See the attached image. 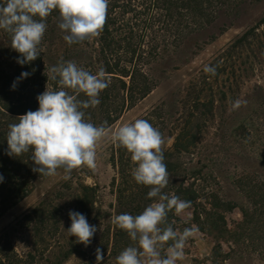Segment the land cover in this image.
<instances>
[{"label":"rangeland","instance_id":"1","mask_svg":"<svg viewBox=\"0 0 264 264\" xmlns=\"http://www.w3.org/2000/svg\"><path fill=\"white\" fill-rule=\"evenodd\" d=\"M215 10L210 25L146 66L153 89L107 126L109 132L97 144L96 170H74L67 180L62 169L54 176L36 177L28 197L16 205H0L3 264H91L97 247L108 264H115L120 252L134 244L127 235L114 246L112 220L121 213L137 215L153 201L147 198L149 187L138 185L131 175L135 165L130 154L112 136L136 119L148 120L165 139L170 183L163 191L182 200L186 196L178 191L197 196L182 214L171 212L174 230L197 229L177 264H264V214L253 215L251 200L253 184L264 181V36L262 44L228 51L264 16V0H216ZM58 22L59 12L53 10L46 20L41 58L34 62L39 73L20 80L15 90L19 53L11 48V35L0 29V96L5 106L37 101L46 85L53 84L47 78L49 67L61 60L76 62L81 42L69 45ZM206 65L216 67L217 74L205 81ZM198 95L202 102L214 95L213 109L200 106L190 126L195 145L178 153L175 136L190 115L187 106ZM236 100L241 101L239 108H233ZM84 111L85 119L98 122L97 107ZM70 210L83 213L98 228L87 247L66 232ZM209 213L222 216L225 226L209 227L205 221ZM251 218L248 234H243L242 223ZM222 229L236 232L235 238Z\"/></svg>","mask_w":264,"mask_h":264},{"label":"clouds","instance_id":"2","mask_svg":"<svg viewBox=\"0 0 264 264\" xmlns=\"http://www.w3.org/2000/svg\"><path fill=\"white\" fill-rule=\"evenodd\" d=\"M108 5L109 0H4L0 4V29L11 35V48L20 54L17 63L24 65L41 55L46 20L53 10L59 12L58 27L66 33L63 39L72 45L100 36ZM204 72L215 76L217 69L206 65ZM30 75L22 72L12 89ZM47 78L57 87L46 85L45 91L36 97L38 109L27 111L16 118L17 123L8 125L7 154L20 156L31 151L33 171L45 177L56 175L58 169L63 170L66 180L74 170H96L97 144L109 128L106 121L97 126L85 119L84 110L97 107L101 92L109 87L111 81L105 69L93 74L75 61L61 60L49 67ZM82 94L86 99H79ZM240 106V100L233 102V108ZM112 138L130 154L135 165L131 175L138 185L149 187L147 198L153 201L137 215L121 213L113 218L112 223L134 242L120 252L115 264H177L184 258L187 240L197 229L192 226L181 232L167 223L169 212L180 215L191 208L192 202L163 191L170 183L163 134L148 120L136 119L120 126ZM3 180L0 174V183ZM68 215V236L89 246L97 226L89 224L83 213L70 210ZM95 256L96 264H103L102 248L95 249Z\"/></svg>","mask_w":264,"mask_h":264},{"label":"trees","instance_id":"3","mask_svg":"<svg viewBox=\"0 0 264 264\" xmlns=\"http://www.w3.org/2000/svg\"><path fill=\"white\" fill-rule=\"evenodd\" d=\"M3 2L4 0H1V4ZM215 4L216 0H109L103 31L100 36L93 38V42H81L82 47L76 57L77 65L93 74H96L100 68L105 69L106 76L111 81L109 87L99 96L98 122L96 123L94 119L90 122L95 125H101L105 121L107 126L113 124L129 107L146 98L153 89L146 66L164 54L174 52L189 35L210 25L215 19ZM263 36L264 16L238 36L229 45L228 51L244 47L246 44H262ZM40 58L41 55L36 60ZM36 60L24 65L19 64L18 74L21 75L22 72L37 74L38 70L34 64ZM1 75L0 68V77ZM210 77L211 74L208 73L203 79L206 81ZM51 82L53 84H50V87L55 89L56 83ZM79 99H86V97L82 94ZM204 99L205 101L202 102L200 95L195 96V99L187 106L190 115L177 131L173 145L174 151L189 152L195 145L190 126L197 117L198 109L204 105L209 107L211 112L214 105V95ZM32 101L5 106L0 96V174L4 177L3 182L0 183V205L18 204L31 193L32 181L36 177H44L33 171L31 151L20 156L7 154L8 125L17 123L16 118L27 111L37 110L38 101ZM251 192L253 215H263L264 181L253 184ZM180 193L185 194L186 201L197 200V196L189 190L178 191V194ZM171 221V212H169L167 223L172 224ZM205 221L209 227L216 230L220 225L225 226L223 217H216L212 213L206 215ZM252 223L253 218L242 223L240 229L243 234H248L247 227ZM115 229L114 246L117 247L120 244L118 238H125L127 233L118 227ZM222 230L226 235L231 234L235 238L236 232ZM170 243L171 241L168 242ZM0 264H3L1 259ZM91 264H96V260ZM103 264L108 263L104 260Z\"/></svg>","mask_w":264,"mask_h":264}]
</instances>
